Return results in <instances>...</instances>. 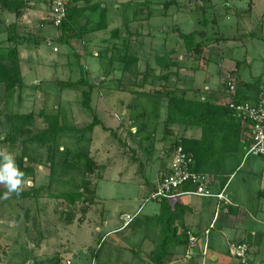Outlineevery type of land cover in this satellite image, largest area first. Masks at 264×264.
<instances>
[{
  "label": "rangeland",
  "instance_id": "1",
  "mask_svg": "<svg viewBox=\"0 0 264 264\" xmlns=\"http://www.w3.org/2000/svg\"><path fill=\"white\" fill-rule=\"evenodd\" d=\"M127 1H129L127 4L119 3L121 8L115 0L98 1L105 2L110 9V22L114 28L102 35L113 39L111 42L119 46L125 38H128L130 53L138 54L140 57L141 65L139 66L144 69L147 65L145 77L149 80L146 83L148 92L130 95L117 90L123 88L125 91L132 92L137 89L139 76L134 71L136 72L139 68L133 69V67L131 68L133 73L124 74L123 77L119 76L120 72L115 73L118 76L112 73L114 78L112 81L115 79L116 81H114L115 88L111 92L101 86V95L111 96L114 102L112 107L115 115H113L114 112L107 113L110 120V122L107 120L106 123L110 124L107 126L113 127L106 129L105 126L100 125L96 131H93L94 133H86L88 135L86 141L96 140L97 146L93 155L97 165L92 173L85 174V171H82L85 168L83 165L85 161L76 159L77 155L87 148L84 146L86 143L77 139L81 135L79 132L61 134L56 145L48 146L24 140L23 138L29 134L25 137L18 134L16 139H19L16 142L3 141L6 139V133L10 131L7 121L11 114L34 112L38 115L41 110L57 113L60 111L61 102L66 109V100L77 96L74 91L77 89L67 88L68 90L64 92L51 84L48 79L44 90L36 91L34 82L36 83L37 80L32 82L34 78L28 77L29 73L26 70V85L14 91H7L4 84L0 83V152H7L12 156L21 155L32 170L34 169L33 174L23 184L26 190L42 185L48 187L50 182L53 186L49 188V193L44 194H39L32 189L30 197L25 199L0 198V264H157L152 256L159 245L163 227L158 217L161 210L160 201H146L150 195L149 189L141 190L138 187V181L132 185L121 182L125 175L130 174L134 180L144 184L146 183L145 169H148V176L153 181L159 166L163 167L160 173L169 166L172 154L160 153L159 150L162 143L161 137L166 128L167 98L166 95L155 94L156 89L160 87L164 92L169 89L177 96L202 100L216 99L222 103H227L230 96L227 94L220 96L218 92L221 90L228 92L229 81L235 82L239 87L245 82L242 80L259 79L255 81L252 92L257 91L258 88L264 89V0ZM173 1L174 4H172ZM52 3L53 0H47L45 3L49 12L48 19L51 22ZM149 9L153 13L151 17L147 13ZM142 14L146 17H140ZM96 17L100 18V14L97 13ZM108 21L109 18H106V22ZM48 29L52 32L50 35L57 36L56 26L49 24ZM116 29L119 30V39L111 38ZM12 30L14 29L11 24L5 27L3 33L0 32V52H5V49L13 46L7 41ZM182 31L198 32L196 41H198L199 52H194L195 48L191 52L187 51L184 40L180 36ZM24 38L29 40L27 37ZM43 48L49 50L48 52L52 51V46L46 42ZM208 53L211 55L208 56ZM28 54L29 52L25 51L24 57L28 58L30 56ZM161 54H166L171 59L183 63L199 66L209 64V70H202L208 77V84L220 82L222 78L220 85H216V89L201 91L204 87V78L192 82L182 78L183 75L179 70L172 71V75L177 76L176 80L171 78L168 83H165L162 78L163 71L155 72L156 58ZM110 55L113 54L110 52ZM219 56L225 58L226 62L220 65L222 75L216 81L218 67L216 60ZM210 57L213 59H209ZM72 59L74 71L72 70L73 72L66 77L67 80L80 78L82 67L84 68V62L80 65L79 58L75 54ZM117 65L120 66V64ZM88 77L93 81L89 75ZM185 80L187 82H184ZM84 81L90 85L88 80L84 79ZM99 81L97 79L96 82ZM112 81L110 84H113ZM79 83L81 90L89 88L88 84ZM191 83L194 89L190 93L187 86ZM121 96L123 98H120ZM73 101L75 102V99ZM125 102L131 106L130 118L127 121L133 119L134 107L137 108L136 120L133 124H129L126 121L127 114L122 113V103ZM72 104L73 108L79 107L76 103ZM141 112L144 115H138ZM87 118L93 119L91 116ZM73 122L70 119L65 120V123L69 125H74ZM143 122L149 125L160 122L161 125L155 129L154 126L149 127ZM88 124L87 121L84 125ZM140 125L141 129H139ZM196 128L200 129L197 126ZM174 129L173 133L178 137L167 145L170 151L175 149L174 142L178 138L181 140V137H184L181 134L186 132L183 126L176 125ZM150 138L151 140L147 143L146 140ZM123 149L126 151V155L123 156L126 158L123 159L126 160L116 162L115 159L118 156L122 157ZM245 153L246 150L242 148L238 154H235V165L225 166L227 190L229 192L232 188L242 191L244 195L241 199L246 198V189L254 188L256 178L264 172V156H245ZM250 169L253 173H250ZM216 180L213 178L215 185L223 182V179L218 180V183ZM71 190H79L81 198L77 201H69L67 198L58 196L62 192ZM193 198L201 200L200 197ZM184 215L185 213H181L176 218V224L178 222L181 238L188 235L190 240L187 230L200 235V227L198 226L196 231L188 227ZM131 217L132 222L128 224ZM233 220L230 216L226 223L231 224ZM205 221L207 222L208 218L204 217ZM243 222L246 231L248 229L254 231V233L251 232L252 237L247 238L251 243L248 264H264V212H256L254 216L246 214L245 217L243 216ZM126 224L128 225L125 226ZM209 228L211 229L210 226ZM184 229H186L185 232ZM239 229L244 230L240 226ZM210 231L206 229L205 233L209 234ZM222 232L224 234L220 233V237L222 246L225 247V237L229 233H236L228 227H225ZM209 236L200 235L194 244L188 242L173 245L170 248L171 253L166 256L163 264H205L202 258L210 254L209 251L207 253L205 243L206 237L209 239ZM210 259L211 256H208V264L212 262ZM225 260L229 264H243L231 253Z\"/></svg>",
  "mask_w": 264,
  "mask_h": 264
},
{
  "label": "crops",
  "instance_id": "2",
  "mask_svg": "<svg viewBox=\"0 0 264 264\" xmlns=\"http://www.w3.org/2000/svg\"><path fill=\"white\" fill-rule=\"evenodd\" d=\"M24 1L26 4L25 5L26 8L23 10L22 15L20 17H17L15 13H11L8 11L5 12L3 14V20L5 21V23H3L2 28L0 29V32L3 33L5 27L12 24L13 29L17 33V36H18L17 41L19 42L18 47H19V51L21 52L19 55H20V64L22 68V76L24 80L23 85H26V81H25V78L27 77L25 74V70H26V72L29 73L28 77L30 76L31 78H34L32 82H34V80H37L36 83L34 82V86H36L34 88L36 91L44 90V86L46 84L45 82H47L48 79L50 80L51 84H54L55 86L61 88L62 91L64 92L65 90H68L67 88H69V90L77 89V90H74L77 96L76 97L74 96L73 98L70 97L68 98V100H66L67 101L65 103L66 109H64L63 107V102H61L60 104L59 108L62 110V120L65 121V120L70 119L74 121L73 122L74 125L72 126L83 128L85 127L84 124H87V121L89 122V124L93 121L92 118H87V116L94 117V115H97L102 121V124H100L101 126L102 125L106 126V128L113 127V126H107L110 124H107L106 122L107 120L110 122L107 116V113L114 112L113 111L114 108L112 107L114 102L111 96L101 95V92H100L101 86L106 87V89L111 92V90L115 88L114 81H116V79L112 81L114 79L112 77L113 76L112 73L114 72V74L115 73L119 74L120 72L119 76L121 77H123V75L127 73L126 72L124 73L123 64L119 62H115V61L111 62L109 60V57H104V56L102 57L100 55L102 51L101 49L103 50L108 49L109 50L108 55L111 56L110 52L113 54V51H115L117 47H119V44H116L115 42H111L113 41V39H109L108 37H105V35H102L106 33L107 31L114 29L112 28V23L110 22L111 20V16L109 14L110 9L107 7L106 3L98 2L100 0L74 1L73 5H76L79 8L80 7L84 8V11L82 12V14L76 17L77 20L79 21L78 29L75 30L74 28L75 32L67 33V32H64L62 28L56 26L58 30H56L55 32L58 34L57 36H54V35H50L52 32L50 29H48L49 24H52V25L54 24L48 19L49 12L47 11V6L45 5L47 0H24ZM115 1L118 4L119 8L122 7L120 6V4L123 5L129 2L127 0H115ZM90 6H95L96 9L93 10ZM103 10H106V15H107L106 17L109 18V21L107 22V28L103 30H99V31H92L91 30L92 26H94V24L98 22L97 19H100L96 17L97 13L100 14ZM114 16L115 15H113V17ZM137 17L139 18L138 15ZM140 17H146V15L142 14L140 15ZM83 21H85V23H83ZM117 30L118 29L115 30V33H118ZM115 33L113 32L111 38L119 39L120 38L119 34H118L119 37H114ZM24 37L29 38V40L25 39ZM20 40H22V42ZM45 42L48 45L52 46L51 52H48L49 50H46L43 48V45H45ZM121 43L123 44V41ZM103 44H106V45L103 47L102 46ZM90 49H92V51H89ZM25 51L29 52L28 56L29 55L30 56L28 58H26V56L24 57ZM36 51L41 52V53H37ZM74 54L79 58L80 65L82 62H84V68L82 67V70L80 72L81 74L80 78L76 80H71V79L67 80L66 77H68L74 71L73 64H72L73 63L72 58ZM161 55H165V54H161ZM209 55H211V53H208V56ZM96 59H99L97 60L98 62L96 61ZM209 59H213V58L210 57ZM224 62H226V59L221 56H219L216 60V64L218 65V67L216 65L214 67L215 69L217 67L216 81H218L222 75L220 65H222ZM179 63H180L179 64L180 66L179 67L173 66L172 68H170L171 71L179 70V72H181L183 75L182 78H187V80H190L192 82H196L197 80L204 78V83H203L204 87L201 91L210 90L212 88L216 89V87L220 85L219 83H221L222 78L220 79V82H216L218 84L216 83L214 84L212 83L211 85L208 84V77L206 73L203 72L202 70L204 71L209 70L210 69L209 64L199 66L196 64H188L187 62H184V63L179 62ZM117 64H120V66H118ZM137 65H138L137 68H139L137 70V72H139L138 74L139 79L137 80V83L141 84L142 82L143 83L145 82L146 77H145V74L142 72L143 68L139 66L141 65L140 59ZM146 68H147V65L145 66L143 71H145ZM163 70H167V69L165 68L163 69L162 67H159L157 65L155 72L160 73ZM200 71L203 73H201ZM45 73H47L46 76H45ZM118 74H115V75L118 76ZM88 75L93 79V81L89 79ZM171 78L176 80L177 76L173 75ZM84 79L88 80L90 84L93 86L92 94H91L92 110L87 109L82 104L84 90H81L80 83L75 84L73 86H66V84L68 83H78V82L83 81ZM97 79L100 81L96 82ZM187 80H185L184 82H187ZM257 80L255 79L252 81L251 80H242V81H245L247 83H253ZM110 81H112L113 84H110ZM93 84H95L96 86H94ZM187 87L190 89V93L192 92L191 90L194 89L193 83H191V85H188ZM245 87L246 86H243V88ZM145 89L146 88L144 87L143 90ZM117 90L122 91L121 93L130 94V95L131 93L133 94L140 93L138 91H135V92H130V90L125 91V89L123 88H118ZM141 93L146 94L145 91L144 92L142 91ZM218 93L220 96H226L227 94V92L226 91L223 92V90H221V92H218ZM120 98H123V97L121 96ZM74 99H75V102L73 101ZM166 100H167L166 102L168 103V98ZM72 103H76V105L79 107L73 108L74 106ZM130 107L131 106H129L128 102L122 103V109H123L122 113L127 114L126 121L130 118L129 116ZM136 109L137 108L134 107L133 119L127 121L129 122V124H133L136 120V115H137L135 111ZM113 115H115V112L113 113ZM138 115H144V114H142L141 112ZM166 118H167V115H166ZM144 123L146 122H143V124ZM100 125H96L94 128V131H96V128ZM159 125H161V123L157 122V123H153L152 125H149V127L154 126L156 129L158 128ZM176 125L177 124H170L167 126L166 120H165L166 128L164 129L165 130L164 135L161 137L162 143L159 149L161 151L160 153L169 152L170 155L172 154V150L171 151L168 150L167 145L169 143H172L175 137H178V136H175L173 133ZM178 126L184 127V130L186 132L184 134H181L184 137L199 139L202 135V130H200L201 128L198 129L196 128V126H185V125H178ZM167 127L171 129L170 132H167ZM139 129H141V125ZM149 140H151V138L146 140V142L148 143ZM84 141L86 140H83V139L81 140V142H84ZM95 141L96 140L92 139L90 141L85 142L86 144H84V146L89 147V150L91 151L92 156L94 155L97 149ZM140 141H137V142L140 143ZM148 145L150 146V144ZM241 150H242V147L236 152H230V153L224 154V156L222 157V162H221V172H222L221 175L223 176H221L220 179L216 180L217 183H218V180L221 181L224 177L227 178L226 177L227 173L225 174V166L226 165H231V167L234 166L236 162L235 154H238ZM121 153H122V157L119 158L118 156L115 159L116 162L117 160H120L122 162L126 160V159H123V158H126V156L123 157L124 155H126V151L123 149ZM152 165H153V162H152ZM148 166L149 165H147V167ZM162 168L161 166L157 168V172H156V175L153 181H151L148 176V169H145L144 170V173H145L144 180L146 181V183L143 184L139 180H134V178H132L130 174L125 175L122 178L121 182L125 185H132V183L134 182L136 183V181H138L137 182L138 187L141 188V190L142 188L149 189V192L151 193L152 188L155 186L157 180L159 179L160 172H161L160 169ZM250 173H253L252 169H250ZM225 182H226V179H225ZM223 185H224V182L223 183L219 182L218 184L215 185V189L219 190ZM261 191H264V172L261 173V175L258 178H256L254 188L246 189L245 199H241L242 195H244L242 191H238L232 188L230 189L229 192L227 191L228 197L230 200L229 203H224L223 201H220V200L218 201L215 198H207V197H200L201 200H194L193 197H199V196H191V195L183 196L182 199H180L187 206V208L183 209V212H182V214L185 213L184 218L186 219L187 226L192 227L193 229H195V231L197 227L199 226L200 227L199 232L201 236L205 237V236L210 235L209 239L207 237L205 239V243L207 245V249H206L207 253L208 251L210 253L209 255L207 254L203 256L202 258L205 264L209 263L208 256H211L210 261L212 262H210V264H229L228 261H226L225 259L229 257V253H230L229 243L230 242L244 240V241H247L251 246V243L249 242V240H247V238L249 237L251 238L253 235L252 233H254V231L249 230V229L246 231L245 229L246 226H244L245 224L244 222L242 223V220H243V216L245 217L246 214L248 216L249 215L254 216L256 212H261V213L264 212V194L259 195ZM159 206H160V203H159ZM230 216L231 218L233 217L234 219L233 223L227 224L226 222L229 221ZM204 217L208 218L207 222L206 221L204 222ZM209 226L211 227V229L209 228ZM239 226L243 228L244 230H240ZM225 227L235 230L236 234L229 233L225 237L226 246L223 247L220 233L224 234L222 230L224 231ZM206 229L211 230L209 234L205 233ZM197 235L199 239L200 235L199 234Z\"/></svg>",
  "mask_w": 264,
  "mask_h": 264
},
{
  "label": "trees",
  "instance_id": "3",
  "mask_svg": "<svg viewBox=\"0 0 264 264\" xmlns=\"http://www.w3.org/2000/svg\"><path fill=\"white\" fill-rule=\"evenodd\" d=\"M74 1L80 0H71L67 2L68 9V18L60 25L59 27L63 29L64 32L71 33L75 32L78 29L79 21L76 17L81 15L84 11L83 7H77L73 5ZM175 2L173 1L172 4ZM24 0H0V29L2 28L3 23V14L5 12L15 13L17 17H20L23 13V10L26 8ZM149 5V3H148ZM93 10L96 9L95 6H90ZM151 9L148 10V15L150 17L153 13L150 12ZM106 10H103L100 13V19L94 26H92V31H99L107 28L106 22ZM75 28V30H74ZM118 33H115L114 37H119ZM11 35L7 38L9 43H12L13 46L9 47L5 52H0V83H3L5 89L7 91H14L17 87H20L24 84L23 76H22V68L20 64V51H19V42L17 41L18 36L14 30L11 31ZM198 32L192 31L189 33L181 32L180 36L184 40L185 47L188 52H191L193 48H195L194 52H199L198 41H196ZM129 41L128 38L123 40V44L115 51H113V55L109 56L108 49H104L101 51L100 55L103 57H109L111 62H119L123 64L124 73H130L131 68L137 69L138 62L140 57L138 54L130 53L129 51ZM157 65L162 67L163 70L162 78L165 83H168L171 79L172 71L170 68L179 67V61L175 59H171L168 55H158L156 58ZM147 70V69H146ZM146 70L144 72L146 76ZM133 73V72H132ZM134 73L139 74V72L134 71ZM138 80V79H137ZM84 80L81 81V83ZM147 82L149 80L147 77L145 78V82L138 84L137 89L132 91L138 92H148V90H143V88L147 87ZM83 83V84H84ZM135 81L133 82V84ZM253 83L243 82L238 88L237 93L235 95V99L237 101L244 100H253L256 99L257 95L261 92L262 88H258L257 91L252 92ZM78 83H68L66 86H73ZM89 85V83H86ZM166 85V84H165ZM243 86H246L243 88ZM128 87V86H126ZM139 88V89H138ZM93 86L90 84L89 88L83 91V101L82 104L87 109L92 110L91 106V94H92ZM165 89V88H164ZM163 91V88L158 87L156 89V93L158 95H166L168 98L167 103V118L166 125L177 124V125H185V126H198L202 130V135L199 139L197 138H188L181 137L178 138L174 143L177 145H181L184 147L186 151H190L194 154L195 160L193 164V170L208 174L210 177L214 179H220L221 172V162L222 157L225 153L236 152L241 147L246 150L249 145V140H243V122L237 117L233 110L225 103L220 102V100L216 99H194L187 98L185 96H177L173 92H170L167 89L166 92ZM34 112H30L28 114L14 113L11 114L9 120L7 121L10 131L6 133V139L3 141L16 142V136L18 134L23 135L25 137L24 140H30L34 142H38L41 145H50L57 144L59 136L61 134L67 132H79L81 133L80 137H77L79 140H86L87 132H93L96 125L102 124V121L97 115H94L93 121L86 125L83 128H78L76 126L69 125L62 120V110L57 113H47L44 110H41L38 115ZM37 116V117H36ZM39 116V117H38ZM106 127V126H105ZM108 129V128H106ZM171 129L167 127V132H170ZM22 138V137H20ZM16 139V140H15ZM87 141H84V143ZM16 144V143H14ZM16 166L20 171L24 173L22 177V186L21 190L18 193H12L9 195V198H17V199H25L30 197L32 194L30 190L34 189L39 194H44L45 192L49 193V188L53 187L52 182L47 186H39L32 187L30 190H26L23 187V184L27 181V179L33 174L34 169L28 165L24 157L21 155L13 156ZM77 160H84L85 163L83 165L85 168L82 170L85 171V174L92 173L95 170L97 165L93 156L91 155V151L86 148L85 151L80 152L77 157ZM65 162L67 161L64 160ZM82 165V166H83ZM167 169V167H166ZM165 169V170H166ZM164 170V171H165ZM163 171V172H164ZM160 173V175L163 174ZM212 178V181H213ZM226 179V182H225ZM224 185L227 184V178H223ZM221 182V183H223ZM188 187H192V185H188ZM7 192V188L5 186L0 185V198H3ZM264 191H261L259 195H263ZM55 195V194H53ZM38 196V195H37ZM58 196L62 198H67L69 201H77L81 198V192L79 190L62 192ZM183 197V196H182ZM182 197L177 198L175 200L163 199L160 201L161 210L159 212V216L162 222V230H161V239L157 249L154 251L152 258L157 264H163L164 259L167 255L171 253V247L177 244H187L190 242L189 236L185 235L184 238H181L178 222L176 224V218L180 216L183 212V209L187 208L186 204H184L180 199ZM132 222V219L128 220V224ZM126 224L125 226H127ZM178 227V228H177ZM186 229H184L185 232ZM188 234H192L198 238V235L191 230H187ZM186 234V233H185ZM183 235V234H182ZM249 244V243H248ZM250 245V244H249Z\"/></svg>",
  "mask_w": 264,
  "mask_h": 264
},
{
  "label": "built area",
  "instance_id": "4",
  "mask_svg": "<svg viewBox=\"0 0 264 264\" xmlns=\"http://www.w3.org/2000/svg\"><path fill=\"white\" fill-rule=\"evenodd\" d=\"M67 0H53L51 7L52 22L59 27L68 18ZM227 95L230 96L227 104L243 122V140L250 141L246 148L245 156H264V89L261 90L256 99L237 101L236 83L229 81ZM194 154L186 151L183 146L177 145L172 151L169 166L159 176L155 186L152 188L146 201H159L163 199L175 200L182 196H199L215 198L218 201L230 202L227 184L219 190L215 189V182L208 174L193 170ZM192 185V187H188ZM196 236L190 234V242L194 244ZM230 253L240 263L248 264L251 252L247 241H233L229 245Z\"/></svg>",
  "mask_w": 264,
  "mask_h": 264
},
{
  "label": "clouds",
  "instance_id": "5",
  "mask_svg": "<svg viewBox=\"0 0 264 264\" xmlns=\"http://www.w3.org/2000/svg\"><path fill=\"white\" fill-rule=\"evenodd\" d=\"M0 184L7 188L4 198L7 199L10 194L18 193L22 186V177L24 173L16 166L14 157L7 152H0Z\"/></svg>",
  "mask_w": 264,
  "mask_h": 264
}]
</instances>
